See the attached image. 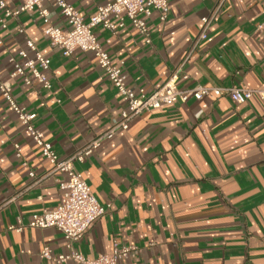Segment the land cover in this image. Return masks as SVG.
Wrapping results in <instances>:
<instances>
[{
  "label": "crops",
  "instance_id": "1",
  "mask_svg": "<svg viewBox=\"0 0 264 264\" xmlns=\"http://www.w3.org/2000/svg\"><path fill=\"white\" fill-rule=\"evenodd\" d=\"M15 9L20 0H5ZM88 19L111 0H68ZM166 21L146 18L151 43L126 20L117 33L94 28L113 64L123 62L128 83L151 93L177 70V86H237L264 89V0H169ZM51 24L67 29L55 0H45ZM216 11L208 36L192 51L202 18ZM3 11L0 10V16ZM46 23L36 9L21 13L0 30V81L61 158L74 155L106 133L127 108L98 59L80 50L70 56L51 49ZM23 29V32L19 30ZM27 39L51 59L45 89L30 72L10 79L11 56ZM15 144L22 149L16 156ZM27 163V166L23 165ZM98 202L111 208L75 243L95 258L114 244L136 248L121 264H264V100L243 104L230 97L189 99L135 117L127 130L102 141L75 163ZM49 162L0 93V264H76L41 256L67 253L56 228L26 226L35 214L60 201L68 175Z\"/></svg>",
  "mask_w": 264,
  "mask_h": 264
},
{
  "label": "built area",
  "instance_id": "2",
  "mask_svg": "<svg viewBox=\"0 0 264 264\" xmlns=\"http://www.w3.org/2000/svg\"><path fill=\"white\" fill-rule=\"evenodd\" d=\"M19 7L11 8L5 0H0V30L8 28V21L18 17L21 13L36 9L44 19L46 28L44 35L49 39L51 49H60L64 55L70 56L76 50L92 53L98 59L102 74L101 79H108L125 101L127 108L122 112L120 119L114 121L112 127L104 134L99 135L74 155L61 158L53 149L50 142L45 140L43 132L36 126L34 113H28L21 107L12 95L10 80L0 81V93L8 101L13 111L25 125L34 143L40 147L42 155L50 164V171L45 175L37 176L34 171L29 175L38 183L55 172L68 175V180L60 183V201L50 210L35 214L26 225L19 221L18 225L11 226V230L23 231L26 226L36 228H56L65 238L67 253L54 256L46 247L41 256L56 262L74 261L76 264H121L123 259L129 258L136 252V248L114 244L112 252L91 258L80 254L74 247L91 225L110 208L111 204L102 205L98 202L90 186L84 180L82 174L76 169V162H83L97 150L102 141L112 138L118 131L127 130L130 122L145 111L158 109L163 105L186 103L189 99L201 100L204 97H230L238 104H243L254 96L264 100V89H250L247 87L218 85H198L190 89H180L177 86L180 68L158 89L147 93L144 89H135L128 83L129 76L124 71V63L113 64L109 54L100 45L94 28L102 25L113 33L124 27L125 21H131L132 25L143 35L146 42L151 43L147 28L146 18L154 12H158L161 21H166L170 9L169 0H111L100 5L95 14L86 19L77 8L68 0H55L60 14L64 17L67 29H62L51 24L50 11L44 6L45 0H20ZM216 11L203 17L201 31L193 43L192 51L197 48L202 40L208 36L209 28L213 22ZM258 30L264 33V17L258 26ZM23 32V29L19 30ZM0 44L2 41L0 40ZM13 66L10 79L24 76L25 83L30 85L32 80L27 76L30 72L33 78L45 89H51L52 84L48 79V70L51 67V59L42 52L36 43L27 39L26 48L18 51V54L9 58ZM16 156L22 158V149L15 144ZM27 166L26 162H23ZM21 264V263H16Z\"/></svg>",
  "mask_w": 264,
  "mask_h": 264
}]
</instances>
